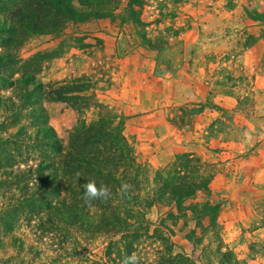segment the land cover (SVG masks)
Here are the masks:
<instances>
[{"label":"trees","instance_id":"trees-1","mask_svg":"<svg viewBox=\"0 0 264 264\" xmlns=\"http://www.w3.org/2000/svg\"><path fill=\"white\" fill-rule=\"evenodd\" d=\"M183 1L161 2L177 5ZM136 3L130 0L117 13L119 0H0V84L10 86L14 94V98L0 97V112L7 113L4 119L8 121L0 122V162L9 154L4 147L8 143L17 153L21 146H30L42 156L34 169L9 167L0 171L4 178L0 185L10 181L16 189L7 199L14 214L0 220L5 231H12L17 211L25 208L38 218L36 226L42 233L63 231L67 237L69 229L75 228L91 238L121 235L120 241L107 243L105 259L94 264H122L136 251L134 240L150 234L147 212L161 205L169 210L150 235L159 247L152 261L139 260L140 264H196L185 254L174 253L169 235L173 233L171 227L180 223L187 227L191 221L195 228L186 236L194 245H201L206 238L221 242L218 217L223 203L211 199L214 175L205 170L200 158L190 153L175 155L150 177L149 169L137 161L132 144L123 134L126 116L88 95L92 86L85 77L47 84L36 78L41 64L58 56V51L38 53L21 63L17 59L28 37H59L70 22L108 19L126 26L138 45L156 52L158 61L163 42L147 36ZM244 12L247 19L264 23V10L245 8ZM253 41L250 37L245 44ZM47 104L73 118L71 126L64 127L60 134L50 124ZM91 107L97 110V118L87 123L84 114ZM206 107L200 105L196 113ZM23 118L31 123L22 124ZM10 128L15 131L6 140L2 132L6 134ZM88 179L111 189L107 202L93 201L91 208L84 205L80 185ZM125 183L132 186L127 197L120 191ZM5 192L2 189L0 193L5 196ZM199 194L205 199L196 201ZM10 246L17 250L10 261L22 257L21 264L34 263L23 259L25 255L36 258L37 249L29 246L25 250L24 241L16 237L10 240ZM215 256H219V264H238L230 251L218 248Z\"/></svg>","mask_w":264,"mask_h":264},{"label":"rangeland","instance_id":"rangeland-1","mask_svg":"<svg viewBox=\"0 0 264 264\" xmlns=\"http://www.w3.org/2000/svg\"><path fill=\"white\" fill-rule=\"evenodd\" d=\"M119 1L121 4L117 13L130 0ZM161 1L137 0L135 6L146 24L147 36L163 42V53L158 61L156 52L138 45L126 26L120 27L118 21L108 19L70 22L59 37H28L20 48L17 59L21 63L38 53L58 51V56L41 64L36 78L47 84L85 77L92 86L87 94L122 115L124 114L119 109L107 103L105 97L112 86L117 85L119 77L116 74L119 71V60L123 56L135 50H143L146 57H154V74L157 77L176 72V66L182 63L196 64L191 75L203 83L207 82L206 87L210 93L207 101L194 106L191 103L170 106L167 113L176 114L175 117L182 124H187L198 114L196 111L200 105L206 104V108L214 109L217 115L210 126L211 130L208 129L210 136L218 131L222 133L224 141L234 142L244 138L249 141L248 150L244 153L236 152L228 160L229 164L221 161L212 163L197 156L205 165V170L214 175L210 185L211 199L223 203L218 217L221 242L206 238L201 245H194L186 236L195 228L191 221L187 227L181 223L171 227L173 233L170 235L164 231L170 236L174 253L185 254L196 264H219V256H215L218 248L223 252L230 251L238 264H264V158L256 159L260 157L259 151L264 152V130L263 126L253 129L245 124L257 122L259 117L264 118V90L256 88L249 66L250 58L243 50V45L248 41V33L262 35L264 32L262 24L247 21L244 9L263 11L264 0H184L177 5L162 4ZM184 50L186 55L183 54ZM261 58L262 63L263 55ZM0 97L14 98L12 88L0 84ZM217 99L225 100V107H232L234 100L236 105L226 109L214 104L213 101ZM47 110L50 124L59 134L64 127L71 126L73 118L70 113H60L51 104H47ZM6 114L4 111L0 112V122H8L4 119ZM96 118L97 110L94 107L84 114L87 123ZM174 120L177 121L176 118ZM21 123L28 125L31 122L30 119L23 118ZM14 131L10 128L6 134L2 132V137L9 140V133ZM4 147L9 154L5 160L1 159L0 171L9 167L34 169L42 160L40 152L30 146H21L18 153L13 144L8 143ZM141 164L149 169L150 177L156 169L162 168H155L148 163ZM245 168H249L248 172H245ZM0 179L4 178L0 175ZM2 189L7 192L5 196L0 193V219H10L14 213L7 199L16 189L10 181L0 185V192ZM203 199L205 197L199 194L195 200ZM168 210L169 208L158 205L147 212L146 218L151 224L150 234L137 242L134 240L135 253L140 261H152L155 258L159 243L150 235ZM30 214L28 209H19L16 214L17 222L9 232L4 230L0 220V239L3 243L0 247V264H7L6 261L17 254V250L10 246L13 237L24 241L25 250L29 246L37 249L36 258L32 255L24 256L23 260L34 261L32 264L102 262L107 243L120 241L122 238L121 235L114 234L86 237L75 228L69 229L70 235L67 237L63 231L42 233L36 226L38 218ZM196 232L199 235V231ZM21 260L22 257L10 262L21 264Z\"/></svg>","mask_w":264,"mask_h":264},{"label":"crops","instance_id":"crops-1","mask_svg":"<svg viewBox=\"0 0 264 264\" xmlns=\"http://www.w3.org/2000/svg\"><path fill=\"white\" fill-rule=\"evenodd\" d=\"M247 21L251 24H262L261 27L264 28V23L249 19ZM250 37L254 41L244 44L243 50L251 59L249 66L256 88L264 90V62L261 63L262 55L264 60V32L262 35L250 32L247 39ZM144 54L143 50H135L119 60L117 85L112 86L105 97L108 104L115 106L126 116L124 134L132 144L135 157L140 163H148L155 168L163 167L175 155L190 153L204 161L229 164L228 160L236 152L244 153L248 150L249 141L244 138L234 142L224 141L222 133L218 131L210 136L208 129L211 130L210 126L217 116L214 109L205 108L187 124H182L175 117L176 114L167 113L170 106H181L184 103L194 106L207 101L210 94L206 87L207 82L203 83L191 75L196 64L182 63L176 66V72L157 77L154 74V57L151 59ZM183 54L186 55L185 50ZM213 102L226 109L236 105L235 100L232 107H225L226 101L223 99ZM173 118L177 121H173ZM245 124L253 129L263 126L264 130V118L259 117L257 122ZM221 149L224 151L221 152ZM259 152L260 157L256 159L264 158V152ZM248 169L245 168V172Z\"/></svg>","mask_w":264,"mask_h":264},{"label":"clouds","instance_id":"clouds-1","mask_svg":"<svg viewBox=\"0 0 264 264\" xmlns=\"http://www.w3.org/2000/svg\"><path fill=\"white\" fill-rule=\"evenodd\" d=\"M77 176H80L81 173L77 172ZM82 190V197L83 203L85 206L91 208L93 207V201H101V202H107L112 193L111 189L107 186L101 183L99 186H97V182L94 179H88L85 183L80 185ZM132 186L129 184H122L121 185V193L123 196L127 197ZM122 264H140L139 258L137 257L136 253L133 252L130 256H127L122 261Z\"/></svg>","mask_w":264,"mask_h":264}]
</instances>
